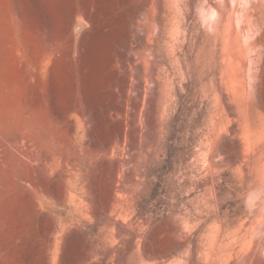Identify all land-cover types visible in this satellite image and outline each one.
Segmentation results:
<instances>
[{
  "label": "rangeland",
  "instance_id": "1",
  "mask_svg": "<svg viewBox=\"0 0 264 264\" xmlns=\"http://www.w3.org/2000/svg\"><path fill=\"white\" fill-rule=\"evenodd\" d=\"M244 95L264 0H0V264H264Z\"/></svg>",
  "mask_w": 264,
  "mask_h": 264
},
{
  "label": "bare ground",
  "instance_id": "2",
  "mask_svg": "<svg viewBox=\"0 0 264 264\" xmlns=\"http://www.w3.org/2000/svg\"><path fill=\"white\" fill-rule=\"evenodd\" d=\"M253 38V37H252ZM253 40V39H252ZM251 42H253V41H251ZM256 42V41H255ZM255 42H253V43H249L248 45H247V49H248V52H249V49L250 48H252L253 49V47L255 48V46L257 45ZM256 44V45H255ZM252 45H254L253 47H252ZM257 47V46H256ZM258 48V47H257ZM255 50V49H254ZM254 50H251V51H254ZM252 53V52H251ZM250 54V53H249ZM254 55V54H253ZM247 56H248V53H247ZM252 57V56H251ZM228 59V58H227ZM250 59V58H249ZM253 59V58H252ZM233 60V59H232ZM229 61H230V59H229ZM234 61V60H233ZM253 61H254V59H253ZM252 61V62H253ZM256 62V61H255ZM227 63V62H226ZM234 63H235V61H234ZM233 63V64H234ZM239 63V62H238ZM237 63V64H238ZM257 63V62H256ZM228 64V63H227ZM230 64H231V62H230ZM243 64V63H242ZM255 64V63H254ZM232 65V64H231ZM253 65V64H252ZM226 66V65H225ZM229 66V65H228ZM233 66V65H232ZM239 66H241L240 65V63H239ZM254 66V65H253ZM237 67V66H236ZM240 68V67H239ZM242 68H244V67H242L241 66V69ZM225 69H227V67L225 68ZM236 69V68H235ZM252 69H254V67L252 68ZM225 71V70H224ZM226 73V72H225ZM252 73V72H251ZM254 73V72H253ZM256 73V72H255ZM225 75V74H224ZM223 75V76H224ZM238 75V74H237ZM243 75H245V74H243ZM252 75V74H251ZM253 75H255V74H253ZM227 76V75H226ZM235 77H236V75H235ZM241 77V76H240ZM251 77V76H250ZM255 76H253L252 78H254ZM225 78V77H224ZM238 78H239V76H238ZM256 78V77H255ZM235 79V78H234ZM240 79H242V78H240ZM228 82H229V80H227ZM232 81V80H231ZM239 81V80H238ZM241 81V80H240ZM242 81H243V79H242ZM241 81V82H242ZM250 81V80H249ZM252 81H254V79L253 80H251V83H252ZM227 82V83H228ZM240 82V83H241ZM254 83V82H253ZM238 84V83H237ZM232 85V84H231ZM241 85V84H240ZM240 85H238V86H240ZM241 87V86H240ZM253 87H254V85H253ZM227 88V87H226ZM234 88V87H233ZM230 89V88H229ZM235 89V88H234ZM234 89H233V92H234ZM237 89V96H238V98L240 97L238 94H240V95H242L243 94V92H244V94H245V91H246V93H247V90H245V88H243V92L241 91V88H240V90L238 89V88H236ZM238 90L240 91V92H238ZM250 90V89H249ZM254 90V89H253ZM252 91V90H251ZM221 92H223V91H221ZM242 92V93H241ZM235 93H236V91H235ZM253 93H254V91H253ZM222 95H224L223 93H222ZM229 95V94H228ZM246 96L247 95H249L248 93L247 94H245ZM244 95V97L242 96V100H240V108L241 109H239V106L237 107L238 108V111H240L239 113L241 114V116H243V118H244V122L243 123H245V125L247 126V133H249V134H251V135H253V137L255 138V142L257 143V146L259 147V152H261L260 153V156L257 154V153H255L254 155H258L259 157V161H261V163H263V161H262V153L264 152V146L263 145H261V143L264 141V140H262L261 139V137H262V135H263V131H264V120H263V118H262V116L259 114V113H257L255 110H253L252 109V107H251V105H250V103H252V101H251V99H252V97L251 96H248V98L249 99H247V97ZM251 95V94H250ZM232 97V96H231ZM225 98H227V96L225 95ZM235 98H237L236 96H235ZM250 101V103H249V101ZM238 103H239V101H238ZM238 103H237V101H236V104L238 105ZM234 105V104H233ZM233 105H232V109H230V110H234V107H233ZM252 105H253V103H252ZM254 106V105H253ZM230 108H231V106H229ZM236 107V106H235ZM238 111H236L234 114H236ZM238 114V113H237ZM237 116V115H236ZM236 119H237V117H235ZM235 118H233V119H235ZM236 122H237V120H236ZM222 123V122H221ZM217 123H215V126H217L216 125ZM239 124V123H238ZM241 124V123H240ZM242 125L243 124H241V128H242ZM236 128V127H235ZM239 128H240V126H239ZM245 130V129H244ZM245 133V132H244ZM249 134H247V136H249ZM245 136V135H244ZM264 139V138H263ZM262 140V141H261ZM249 141H252V140H250V137H249ZM249 144V143H248ZM248 144H246V145H248ZM250 146L252 147V145H251V142H250ZM257 146H256V148H254V150L256 151V149H257ZM248 147H249V145H248ZM255 147V146H254ZM250 148V147H249ZM250 150V149H249ZM251 151V150H250ZM258 151V150H257ZM256 151V152H257ZM264 154V153H263ZM256 155V156H257ZM261 157V158H260ZM256 158V157H255ZM258 158H256V159H258ZM261 159V160H260ZM259 164H260V162H259ZM262 168H261V170H260V172H259V174L261 175V176H264V163L262 164V166H261ZM262 178V177H261ZM264 178V177H263ZM264 182V181H263Z\"/></svg>",
  "mask_w": 264,
  "mask_h": 264
}]
</instances>
